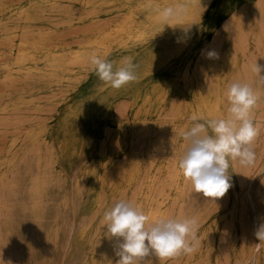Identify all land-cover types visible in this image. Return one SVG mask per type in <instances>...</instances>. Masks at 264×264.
<instances>
[{"label":"rangeland","instance_id":"obj_1","mask_svg":"<svg viewBox=\"0 0 264 264\" xmlns=\"http://www.w3.org/2000/svg\"><path fill=\"white\" fill-rule=\"evenodd\" d=\"M27 1L21 0L25 8L30 6ZM261 1L210 0L195 21L151 35L144 42L109 43L99 56L116 67L125 57L137 65V79L119 89L100 80L89 64L73 79L34 92L39 107L6 105L0 111V264H101L107 255L116 261L118 238L106 235L103 213L119 200L132 202L146 215L161 207L165 219L195 217L199 223L194 252L167 258L153 254L138 264H264V241L255 235L264 225V82L252 71L257 63L264 76V10L256 26L241 32L242 66L223 86L221 105L226 115L211 116L210 108L200 106L190 82L204 54L213 51L217 54L213 58L219 59L218 35L231 12ZM60 2L73 4V0ZM100 16L109 19L116 13ZM65 21L63 16L38 13L34 29L53 34L63 30ZM71 21V33L90 26L87 15ZM11 29L17 35L25 31L20 24ZM91 31H83L78 41ZM78 41L65 43L76 48ZM12 43L14 51L17 43ZM3 47L4 60L11 62L13 51ZM233 82L248 83L259 97L251 112L259 130L253 144L255 163L245 167L230 160L232 187L222 198L204 197L194 192L178 167L188 147L182 133L196 122L226 118L227 90ZM205 83L211 90L206 99L212 104L217 81L211 70L206 71ZM0 103H7L1 93ZM119 114L127 116L130 126L149 128L144 135H133L128 126L124 149ZM208 132L212 134L211 129ZM113 144L120 146L117 155L112 153ZM132 146L139 150L141 164L137 180L127 181L129 169L123 163ZM105 157L116 166L101 185Z\"/></svg>","mask_w":264,"mask_h":264},{"label":"bare ground","instance_id":"obj_2","mask_svg":"<svg viewBox=\"0 0 264 264\" xmlns=\"http://www.w3.org/2000/svg\"><path fill=\"white\" fill-rule=\"evenodd\" d=\"M209 1L73 0V4L65 5L60 0H29L27 3L30 6L29 8H25V3L21 2V0H0V51H2L3 46H7V51L11 52L13 51L12 42L14 41V44L17 43V47L13 51V62L5 61L0 52V86L2 88L0 93L4 94L5 100L7 101L6 104L0 103V111L7 109L6 105L33 104L39 107L32 98L34 92L51 83H59L73 79L77 75V71L84 69L90 64V56L92 54L98 55L109 43L125 44L127 42H144L151 35L161 34L186 22L195 21L196 17L204 12ZM107 6L110 7L107 8ZM166 7H179L183 10L170 19L164 20L160 13ZM78 10L80 11L79 14H77ZM123 10L125 11L124 16L121 15ZM263 10L264 0L254 6L248 4L246 6H240L231 12L222 26V31L218 35V40L222 43L221 47L218 48L219 59L208 58V53L206 55L204 54L200 60L202 66L197 67L191 73L190 82L195 88L200 106L202 104L204 108H210L209 114L211 116H218L219 114L226 115L221 105L223 100V86L229 76L234 74L242 66L241 32L245 29L247 31L249 27L256 26L257 17ZM103 12H115L116 16L109 19H101L100 15ZM38 13L49 16H63L66 20L63 24V30L58 32L55 30L53 34L49 32L44 33V31L42 32L40 30L36 31L34 29V21L37 19ZM86 15L88 16L90 26L82 30L75 29L71 33L69 30L72 23L71 20L73 22H75L74 20L79 21ZM18 24L22 25V29L25 30L20 35H17L16 31L11 29V26ZM89 30L93 31L85 35L84 40L78 41L80 36H82V32ZM67 39H76L78 46L72 48L70 44L65 43ZM6 40L10 42L7 43L5 42ZM223 60H225V65ZM39 62L44 63L45 66L40 67ZM207 70H211L214 73L217 81L214 95L215 102L212 104L206 99V92H211L210 89L206 88L205 83ZM118 116H123L124 149L127 145L126 137L129 135L127 127L130 125L128 124L127 116L124 114H119ZM130 130V134L137 135L140 133L144 135L149 128L145 125H131ZM119 149V145L113 144V155H117ZM102 154L104 155V149H102ZM104 161L102 175L99 179L101 185L107 183L112 174V170L116 166L115 163H112L110 157H105ZM124 162L123 164H126L129 169L127 170V181L137 180L141 164L139 150L134 146L130 147L126 158H124ZM147 216L153 223L156 219L165 217V210H162L161 207H158L157 210L151 209ZM110 258L111 256L107 255L105 262L101 264H115L116 261Z\"/></svg>","mask_w":264,"mask_h":264},{"label":"clouds","instance_id":"obj_3","mask_svg":"<svg viewBox=\"0 0 264 264\" xmlns=\"http://www.w3.org/2000/svg\"><path fill=\"white\" fill-rule=\"evenodd\" d=\"M182 10L179 7H166L160 14L164 20H168ZM207 55L208 58L217 56L213 51ZM89 63L91 71L113 88L119 89L137 79V65L131 57H125L121 66L116 67L114 62L92 54ZM252 71L264 82V76L260 75L261 66L256 63ZM258 99L251 85L233 82L227 90V117L196 122L182 133L188 147L178 167L191 182L194 192L202 193L204 197L222 198L232 187L229 161H238L245 167L255 163L253 144L259 130L251 112ZM191 119L197 121L198 118L193 116ZM208 129H211V135ZM148 219L142 209L125 200L116 201L104 211L106 235L118 238L114 253L119 259L115 264H138L139 260L153 254L167 258L196 250L199 223L195 217L158 218L153 223H149ZM255 235L259 241H264V225Z\"/></svg>","mask_w":264,"mask_h":264}]
</instances>
